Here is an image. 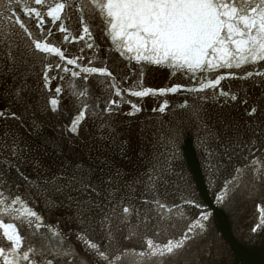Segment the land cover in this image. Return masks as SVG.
<instances>
[{
	"label": "snow or ice",
	"instance_id": "6c2138e0",
	"mask_svg": "<svg viewBox=\"0 0 264 264\" xmlns=\"http://www.w3.org/2000/svg\"><path fill=\"white\" fill-rule=\"evenodd\" d=\"M0 21L7 22L8 31L0 29V43L7 48L4 68L0 74V99L6 102L0 110V119L17 122L16 128L0 130V153L4 163L0 164V264H76L80 253L73 238L81 244L84 256L80 264H120L129 252L137 255L142 264H189L186 253L198 238L206 234V223L211 213L201 210L200 216L186 226L179 236L157 241L146 238L145 247L139 252L121 245L118 234L125 228L128 233L124 240H131L138 234L139 224L133 225L130 217H139L137 201L147 206L145 219L141 223L152 222L153 214L163 221L165 210L171 209L158 199L160 188L171 181L175 175V147L181 130L163 125L152 132L151 137L143 135L141 147L133 155L131 142L120 131V125L108 119L119 112V103L115 99L106 101L101 113L107 117L100 119L98 134L82 138V125L88 117V98L92 89L89 78L94 75L106 77L97 87H108L112 95H128L143 98L164 96L177 93L183 88L189 94H195L193 103L187 100L179 107L188 110V118L194 121L201 133V144L207 148L208 167L220 169L235 156L243 155L244 164L234 167V174L225 182L215 195L218 204H226L231 196L244 185L248 195L255 194L256 185L264 186V94L250 103L247 91L243 95L224 90L221 82L232 78L241 81L253 77L264 78V72L245 71L243 75L229 72L226 75L211 73L220 69L242 70L246 65H258L264 62V0H6L0 4ZM77 12L80 32L72 35L64 23L66 10ZM22 16L24 17L22 19ZM101 21L105 39L121 57L141 65V77L144 65L165 66L175 72L202 74L196 80L198 86L186 87L173 85L167 88L152 89L142 84L121 89L115 82L114 74L107 66L97 67L92 59L87 66L81 64L86 57L84 48L79 54H71L67 49L51 41L54 27L63 34L61 44L88 41L84 47L95 50V44L89 19ZM29 25H34L39 34H35ZM51 25L52 27H49ZM46 33V34H45ZM14 37H20L19 40ZM58 58L53 62L48 57ZM42 65L39 88L29 85L35 61ZM71 66V67H69ZM64 75H51L53 70ZM78 69V71L76 70ZM68 74L73 79L84 81L83 85L68 81L67 90L63 85L55 88L57 97L65 91L68 103L75 111L70 122L56 127L46 125L37 116L58 114L60 100L47 98L45 92L51 91V81H67ZM208 74V75H203ZM264 83V80H262ZM139 89V90H136ZM208 90H212L209 95ZM44 100V103H41ZM220 105L222 108L242 107V119L231 112H222L215 119L209 113L205 101ZM123 102V101H121ZM131 117L142 109L131 103ZM22 111H12V107ZM165 100L153 112L164 113L168 108ZM94 112V116H99ZM31 168L35 179L24 169ZM23 180L28 190L43 199L50 211L66 213L69 225H75L68 232L45 225L38 214L17 189L19 183L11 179L12 173ZM250 177V182L245 180ZM150 197V198H149ZM195 207H201L195 201H185ZM258 222L251 232L264 231V207L257 205ZM12 222H5L2 217ZM26 227L39 245L29 243L25 247L26 237L20 227ZM98 233L94 240L91 233ZM159 231L155 236H159ZM211 256V253H208Z\"/></svg>",
	"mask_w": 264,
	"mask_h": 264
},
{
	"label": "water",
	"instance_id": "95a60500",
	"mask_svg": "<svg viewBox=\"0 0 264 264\" xmlns=\"http://www.w3.org/2000/svg\"><path fill=\"white\" fill-rule=\"evenodd\" d=\"M52 2H55V0H52ZM68 2L72 3L73 0H68ZM75 2L78 4L80 0H75ZM75 13L77 16L79 15L72 9H68L66 10V13L64 15V23L67 25L69 32L72 35H78L81 30L78 18H76L74 15ZM4 23V32H7V22ZM88 23L91 27L95 44L98 46L99 55H94L95 50H89L84 47L86 42H92L88 41L87 37L85 38V41L61 44L63 34L60 33L55 27L53 29L54 34L51 37V41L57 46H61L67 49L71 54H79L80 49L84 48L83 55L86 57V59L82 60L81 64L87 66V59H92L94 61V65L97 67L107 66L108 69L113 72L115 82L121 86V89H128L125 85L126 83L124 84V82H128L127 77L124 74H126L128 77L134 76V74L141 71V65L137 64L135 61H129L126 57H121L119 53L115 51V49L111 45L110 40L105 39V37L103 36L101 21L98 18L89 19ZM48 26L52 27L51 25ZM34 33L39 34L38 30ZM14 39L19 40L20 38L14 37ZM6 54L7 48L4 46V58ZM48 59L52 60L54 63L58 62V58L54 56H50L48 57ZM149 66L150 65L143 66V76L141 77V73H138V76L134 78L135 81L133 82V87L142 84V87L152 88L147 78V74L150 68ZM41 68L42 65L40 64L39 60H36L35 70L32 72V79L29 81V85L34 89L39 88V77L37 74L41 71ZM76 70L78 71V69ZM231 70L238 75H243L245 71L264 72V62H260V64L258 65H246L242 70ZM57 71L60 70L54 69L51 75L56 76ZM121 71H124V74ZM175 74L174 71L171 70L170 75L167 77V79L172 80L173 77H176ZM60 75H64V73L60 71ZM200 76H202V74L197 73L196 77L193 79H198V77ZM122 78H125V81H122ZM105 79L107 78L100 77L98 75H94L89 78L90 83L88 84V86L92 89V96L91 98L87 99V102L91 106L95 104V101H97L96 105L98 106L95 108L96 111H101V107L107 106V100L115 99L119 103L122 99H124L123 96L116 97L112 95L107 86H105L103 90L97 87L98 83ZM262 80H264V78L261 77H253L252 79L246 81L240 80V84L243 85V88H239V94L243 95L244 91L246 90L248 95L251 97L249 102L252 103L257 98L261 97L262 94H264V83H262ZM68 81H71L73 84L77 85H83L85 83L84 81L79 80V78L73 79L70 74H68L67 81L62 82L59 79L51 81V91L45 92V97L49 99L58 98L60 100V109L59 113L55 115H46L41 113L37 114L38 118L44 121L46 125H48L49 119L53 122L58 121L57 127H59L64 123L70 122V117L75 115V111L74 113L71 111L67 112L68 110H66V112L64 113L62 111L63 104H61V102H63L64 99H67V91H65L60 97H57V94L55 92V88L58 85H63L65 90H67L69 87ZM122 84H124V86H122ZM247 86H251V88ZM224 90L229 89L224 88ZM231 91L237 92L235 88L231 89ZM123 94H125L127 97H130V100H133V103H136L138 106L143 107V105L141 104L145 97H133L128 95L127 91H124ZM41 103H44V100H41ZM5 106L6 102L4 101V107ZM92 110L93 109L90 107L87 119L92 115ZM220 110L223 111L219 112ZM12 111L20 112L22 111V109L13 106ZM211 112H216L215 114H210L213 119H215L217 115L222 112H231L232 115L237 119H242V107L238 108L235 105L230 109L222 108L220 105L215 103L214 108H212V111H209V113ZM59 115L62 116L58 118ZM86 120L82 125L81 135L84 131L83 126L86 124ZM130 126L133 127V122L130 123ZM16 127V121L4 120V128ZM140 128L141 127L138 126L131 128V132L133 134L130 138V141L132 143H135L136 145L143 143L140 136ZM143 130V135L148 138L151 137L152 132H154L153 130ZM195 134L201 136L199 129ZM82 138L87 140L90 138V136L84 135L82 136ZM136 145H133L132 149H135ZM178 147L180 149V153H183L181 155L187 157V162L191 174L194 178L193 185L196 187L199 193V196L197 197L198 201H196V203L201 207L198 208L193 204H190V207L188 206L181 208L177 212V214L171 216H166L165 214L167 211L165 210L163 215H165L167 218L164 217L163 221H158L155 218L154 214L153 221L157 223L155 231H150V233H148L139 229L138 234L131 240L123 239V236L127 234L123 231L122 233L118 234L121 245L128 249H135L137 252H139L143 247L146 246L144 244L146 238H154L157 241H166L167 238L179 236L180 233L186 230V226L188 224L194 223V221L199 218L201 210L205 209L211 213L209 220L205 222L207 231L205 235L198 238L192 243L190 251L186 253L189 264H264V231L258 230L256 233L250 231L251 228L258 222L259 213L257 210V205H261L262 207H264V186L256 185V189L258 190L255 191L254 195L249 196L248 190L244 185H242L241 190L234 193L226 204H218L215 200V195L223 188L225 182L227 180H230L232 175L234 174V167L242 166L244 164L243 155L235 156L233 160L226 166L221 165L219 170H217L215 167L209 170L208 160L206 159L207 155H198V152L195 154V149L193 147L191 138L186 141L184 150L182 144H180ZM193 155H198L197 161L195 160V158L193 159ZM24 171L27 174L31 175L33 179H35V174L32 172L31 168H25ZM11 179L16 181L20 185L18 189L15 185H13L12 191L14 193L18 191L19 194L29 202V206L43 217L45 225H50L54 229H59L63 232H68L70 228H75V225L68 224L66 213L63 210L50 211L46 207L43 199L32 194L25 186L23 180L18 179L14 172L11 174ZM249 182L250 177L245 180V184H248ZM184 183L186 182L183 181V184ZM143 215V211L140 212L139 217L133 214V219H140L143 217ZM4 221L12 222L6 216L4 217ZM19 230L21 234L26 237L25 247H27L29 243L39 245L40 241L35 240L32 237L28 228L21 226ZM156 231H159V236H155ZM91 235L94 240L100 239V235L98 233L94 232L91 233ZM135 240L137 241V243H135ZM72 242L73 244H75L77 251L80 253L76 260V264H80V258L84 256V252L82 250L81 244L77 243L75 241V238H73ZM209 252L211 253V256L208 255ZM88 262L89 264H93L91 257H88ZM54 264H61V260H55ZM120 264H142V261L137 255L129 252L128 255L122 258ZM170 264H175V262H170Z\"/></svg>",
	"mask_w": 264,
	"mask_h": 264
}]
</instances>
